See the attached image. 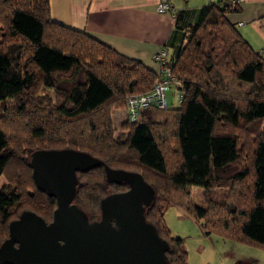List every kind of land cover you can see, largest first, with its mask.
Here are the masks:
<instances>
[{"label":"trees","instance_id":"obj_1","mask_svg":"<svg viewBox=\"0 0 264 264\" xmlns=\"http://www.w3.org/2000/svg\"><path fill=\"white\" fill-rule=\"evenodd\" d=\"M240 4L219 0L202 6L197 22L186 27L182 43L168 56L180 103L144 109L129 121L126 139L116 141L111 108L151 91L157 70L54 19L50 0H0V176L23 165L33 188L23 199L16 186L0 187V243L22 211L52 220L56 200L36 187L31 155L64 147L102 161L77 173L74 201L91 220L99 218L103 197L128 189L108 182L103 164L143 175L155 191L145 215L169 242L170 264H189L184 240L164 220L170 205L200 223L205 235L264 248V58L227 17ZM46 90L57 100L36 119L35 110L43 105L34 94ZM168 112L174 116L176 143L171 155L162 145L169 139L164 120L157 119ZM8 115L15 123L23 118L41 140L58 139L31 150L29 158H14L17 151L3 119ZM69 135L72 140L60 139ZM192 186L203 189V204L194 201Z\"/></svg>","mask_w":264,"mask_h":264},{"label":"water","instance_id":"obj_2","mask_svg":"<svg viewBox=\"0 0 264 264\" xmlns=\"http://www.w3.org/2000/svg\"><path fill=\"white\" fill-rule=\"evenodd\" d=\"M36 187L55 198L48 223L25 210L9 224L0 243V264H170V245L145 211L154 188L136 171L103 164L108 182L127 184L100 201V215L91 220L75 203L77 173L102 164L90 153L73 148L38 149L32 153Z\"/></svg>","mask_w":264,"mask_h":264},{"label":"crops","instance_id":"obj_3","mask_svg":"<svg viewBox=\"0 0 264 264\" xmlns=\"http://www.w3.org/2000/svg\"><path fill=\"white\" fill-rule=\"evenodd\" d=\"M210 1L219 0H172L178 11L177 19L169 13H158L157 0H50V3L54 19L85 31L116 51L157 70L158 64L153 56L162 48L171 56L173 48L182 43L186 27L197 22L202 6ZM227 17L264 58V0H243L239 11ZM246 24L256 30L257 37L246 29ZM176 211L180 222L187 223L188 216L179 209ZM198 228L193 233L199 234L203 240L211 239L212 235H205L201 226ZM181 231L182 228H177L173 234H179L175 236L181 237L185 243L186 238L182 237ZM214 239L217 243L212 244L213 248L223 249L235 244L226 238ZM236 246L237 252L232 255L234 257L229 264H257L255 257L245 254V247Z\"/></svg>","mask_w":264,"mask_h":264},{"label":"rangeland","instance_id":"obj_4","mask_svg":"<svg viewBox=\"0 0 264 264\" xmlns=\"http://www.w3.org/2000/svg\"><path fill=\"white\" fill-rule=\"evenodd\" d=\"M247 25V30L252 33L254 37H257V32L253 28L249 27V24ZM240 32V31H239ZM241 33V32H240ZM243 36V35H242ZM244 37V36H243ZM256 50V49H255ZM136 77V76H134ZM133 77V78H134ZM142 89H135V92H140ZM41 93V94H40ZM40 93L34 94V98L41 104L43 105V108L37 107L35 110V114L37 116L36 119H39L41 116L45 115L46 109L49 106H51V103L56 102L57 98L55 93L52 90H46L42 91ZM167 95V101L169 107L176 106L177 101L176 98L173 95V87H171L169 90L166 92ZM47 104V105H46ZM152 107V106H151ZM168 107V108H169ZM157 108V107H156ZM168 108H158V109H168ZM52 115V114H51ZM5 119L7 125L6 127L9 129V135H11V142L12 146L15 147L16 153L14 158H18V155H23V157H28L30 156L31 150H35L37 148H41L44 146V144L50 145L54 143L56 138L58 139V135H51L49 138L47 137L44 140H41L40 138H37L31 128L24 126L25 121L23 118H21L20 122L13 121L9 115L6 116ZM42 119V118H41ZM40 119V120H41ZM159 121H163L165 124L164 129L167 130V136L169 137L168 141L167 139L162 141L163 148L166 150L168 155H171V148L175 146V138L173 135V129H174V116L172 112L164 113L162 116H158ZM110 121H111V127L113 130V139L114 140H125L126 136L129 131V126L131 121L128 118V113H127V106H114L110 110ZM133 122V121H132ZM159 127L162 129L161 124ZM162 129V130H164ZM244 133V132H243ZM14 134V135H13ZM63 136V135H62ZM61 136V140H72L73 136H64V138ZM66 143L61 142V146H64ZM64 148V147H62ZM170 161H172L171 156L169 157ZM16 160V159H15ZM115 167H125L127 165H122V164H117L114 165ZM20 169L15 168V167H10L9 170L7 171L4 176H0V187L3 185H11L12 187H17L16 189L19 191H22V196L23 199H26V196L28 194L27 191L31 192L33 191V188L28 183L27 179V169L21 165L19 166ZM18 175V176H17ZM111 192V191H110ZM33 193V192H32ZM31 197H34V194H30ZM191 195L194 199V201L197 204H203L204 201V192L201 187L198 186H192L191 187ZM34 200L36 198L34 197ZM23 208V207H22ZM21 207L19 208V211L22 209ZM178 210L176 207H170L167 208L165 215H164V220L166 222V225L170 229V231L174 232L177 228H182L183 238H186L185 240V246L188 251V262L189 264H229L231 258L234 253L237 252V244L245 247V251L247 255H250L252 257H255L257 259V264H264V248L262 247H257V246H252V245H247L244 243H239L233 241L235 244L234 247H231L230 245L225 246L226 248L220 249V248H213L212 244L217 243V240L214 238H221L224 239V237L218 235V234H210L212 235L211 239H202L199 234L193 233L194 231H198L200 227V223L194 222L191 220V217H188L189 219L187 220V223L185 222H180L181 220L178 217ZM184 214V213H183ZM185 215V214H184ZM51 219V218H49ZM48 219V220H49ZM197 223V224H196ZM184 230V231H183ZM174 235V234H173ZM179 235V234H175ZM231 241V240H230ZM188 244V245H187ZM189 246V247H188ZM236 247V248H235ZM228 248V249H227ZM247 249V250H246ZM253 264V263H251Z\"/></svg>","mask_w":264,"mask_h":264},{"label":"built area","instance_id":"obj_5","mask_svg":"<svg viewBox=\"0 0 264 264\" xmlns=\"http://www.w3.org/2000/svg\"><path fill=\"white\" fill-rule=\"evenodd\" d=\"M243 0H231L232 4H240ZM156 11L158 13H169L173 17L176 9L172 0H157ZM154 62L158 64L157 76L158 81L151 91L146 93L134 94L128 97L126 106L128 118L135 121L138 115L148 107L168 108L167 90L173 86L175 89L176 101L180 103L182 95L178 90V81L171 71L167 68L168 54L165 49H160L154 56Z\"/></svg>","mask_w":264,"mask_h":264},{"label":"flooded vegetation","instance_id":"obj_6","mask_svg":"<svg viewBox=\"0 0 264 264\" xmlns=\"http://www.w3.org/2000/svg\"><path fill=\"white\" fill-rule=\"evenodd\" d=\"M47 222V221H46ZM49 223V222H48Z\"/></svg>","mask_w":264,"mask_h":264}]
</instances>
